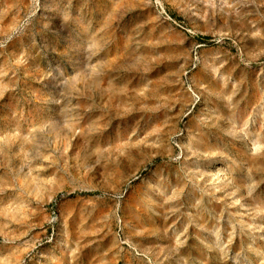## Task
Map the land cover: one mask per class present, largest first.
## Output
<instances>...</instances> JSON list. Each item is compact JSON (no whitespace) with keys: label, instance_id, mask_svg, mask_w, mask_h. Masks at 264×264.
I'll list each match as a JSON object with an SVG mask.
<instances>
[{"label":"rangeland","instance_id":"rangeland-1","mask_svg":"<svg viewBox=\"0 0 264 264\" xmlns=\"http://www.w3.org/2000/svg\"><path fill=\"white\" fill-rule=\"evenodd\" d=\"M0 264H264V0H0Z\"/></svg>","mask_w":264,"mask_h":264}]
</instances>
